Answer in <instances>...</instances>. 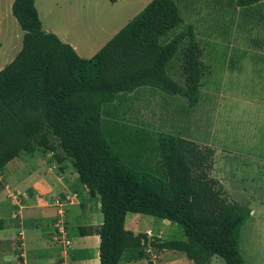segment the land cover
<instances>
[{
	"label": "trees",
	"instance_id": "1",
	"mask_svg": "<svg viewBox=\"0 0 264 264\" xmlns=\"http://www.w3.org/2000/svg\"><path fill=\"white\" fill-rule=\"evenodd\" d=\"M260 1L235 2L243 7ZM11 10L23 39L0 69V170L33 143L59 164L70 160L79 181L100 201L101 224L78 227L80 235L99 236V264H119L126 249L146 244L183 252L195 264H209L213 256L246 264L239 235L251 209L210 174L213 147L159 134L162 175L156 176L128 166L101 128L102 105L143 86L183 96L189 106L199 101L203 66L192 26L165 40L183 23L175 0H149L90 58L43 29L35 0H14ZM181 45L183 84L167 72ZM127 213L176 222L186 238L148 240L146 233L124 228Z\"/></svg>",
	"mask_w": 264,
	"mask_h": 264
},
{
	"label": "rangeland",
	"instance_id": "2",
	"mask_svg": "<svg viewBox=\"0 0 264 264\" xmlns=\"http://www.w3.org/2000/svg\"><path fill=\"white\" fill-rule=\"evenodd\" d=\"M235 1L175 0L183 23L165 40L187 25L192 26L203 66L197 104L189 106L183 96L143 86L132 92L120 93L113 101L104 103L101 128L128 166L156 176L162 175L159 134L180 136L213 147L214 164L210 174L222 183L232 199L243 205L251 203L256 212L241 227L240 253L246 264H264V207L256 202L264 200V186L256 188L260 183L256 181L253 187L248 185L249 179H255L261 170L264 173V166H261L264 164V0L243 7L237 6ZM11 2L1 0L0 4V22L6 16L9 26L0 33V69L22 47V30L11 13ZM148 2L122 0L115 4L109 15L117 17V23H112L107 30L100 28L99 16L95 17L92 11L87 12L81 7V0H35V5L45 31L60 33L61 36L67 33L79 46L81 57L90 58L107 38L120 30ZM183 50L184 45H181L167 66L168 74L181 84L184 82ZM24 160L28 162L22 163ZM74 171L70 160L59 164L50 152L35 143L0 170V204L7 207L10 226L21 220L17 213L19 206L13 204L12 199L15 197L18 201L22 196L14 188L7 190L4 186L8 175L9 183L20 188L36 187L39 197L51 199L49 207L54 210L53 219L48 220L53 229L51 239L46 233L50 230L46 228V222L40 223L38 230L44 234L42 243L30 230L24 235L27 250L37 251L38 246L39 251L42 250L43 264H95L93 255L84 254L91 252V246L85 244L97 241V237L93 234L81 236L78 227L100 225L102 213L98 200L87 194ZM54 174L59 177L65 174L69 179V192L56 197L49 183ZM5 212L6 208L1 209L0 216ZM23 221L24 227L38 223L29 219ZM124 228L134 234L146 233L148 240L152 237L185 239L180 224L142 213H127ZM65 240L70 241L68 247L64 245ZM21 242L20 234L12 239H0V257H6L0 264H18L16 261H21V249L18 247ZM133 250L130 254L131 249H126L119 264L132 261L131 264H195L182 252L162 251L149 244ZM209 264L225 263L220 257L213 256Z\"/></svg>",
	"mask_w": 264,
	"mask_h": 264
},
{
	"label": "crops",
	"instance_id": "3",
	"mask_svg": "<svg viewBox=\"0 0 264 264\" xmlns=\"http://www.w3.org/2000/svg\"><path fill=\"white\" fill-rule=\"evenodd\" d=\"M13 1L14 0H12V2L10 4L11 7H12ZM121 1L122 0H117L114 3H111L108 0H81V7L87 12L88 11H92V13L95 15V17L99 16V22L98 23L101 24L100 28L101 29L104 28V30H107V28L110 27L112 25V23H117V20H116L117 17L109 15V11L112 10V8H113V6H115V4H117L118 2H121ZM71 3L72 2H70L69 4H71ZM0 4H1V0H0ZM0 7H1V5H0ZM11 13H12V10H11ZM6 18H7L6 16L1 18L0 33L5 32L7 30V27H9L8 24L6 23ZM115 33L116 32H114L105 41L107 42ZM56 35L62 41L66 42V43H69L75 49V51L78 53V55L82 56L81 52H79L80 51L79 50V46L71 38L68 37L67 33L66 34L62 33V36H61L60 33L59 34L56 33ZM22 39H23V31H22ZM1 47H2V39H0V48ZM1 57H2V54L0 52V59H1ZM30 158H32V157H30ZM14 159H12V160H14ZM254 160H258V159H254ZM11 161H9V162H11ZM261 161H263V160H261ZM25 162H28V161H25V160L22 161V163H25ZM261 166H264V164H262ZM74 174H75V176L77 178L78 174H77L76 171H74ZM255 176H256L255 179H249L248 180V185L253 187V185L255 184V181H256L257 183L260 182L259 185L256 188H262L264 186V173H263V170H261V172L257 173V175H255ZM9 178H10V175H8L7 182L4 185L6 187V189L8 190V189H13L14 188L16 190V192L21 194V196H22V199L18 200V201H17V199H15V197H13L14 199H12L13 204H17V206H19V209L17 210V213L20 214L19 218L21 220L18 221L17 225L10 226L8 224V222H7V216L9 214L8 210H7V207L5 206L4 203L0 204V210L3 209V208H6V212L2 216H0V218L5 220V227L0 230V239L1 240L2 239H12L13 236H16L17 234H20L21 238H22V242H21L20 246H18V247L21 249V251H20L21 252V261H16V262L18 264H39V263L43 264L42 263V253H43L42 250L39 251V248H40L39 246L37 247V251H31L30 252L29 250H27L26 249V243L24 241V235H25L26 231L30 230V232L35 233V235H36L35 238L38 239L40 241V243H42L44 234L43 233H41V234L38 233V230H39V228H41L40 227V225H41L40 223H45L46 222V226H47L46 228L50 229L49 231H46V233L50 236V239H51V236H53V229H52L51 224L48 225V220L53 219V216H54L53 208L49 207L51 205L50 204L51 199L50 200H45V199H43V197H39V194H38V192L36 190V187L34 188L32 186H26L25 188L24 187L20 188L19 185H15V184L13 185V184L9 183ZM0 179H1V182H2V178L1 177H0ZM49 183H50V189L56 193L55 194L56 197L60 196L61 194H63L66 191L69 192V190L71 189L70 185H69V179L65 176V174L63 176H61V177H59L58 175L54 174V176L51 177ZM84 188H85V186H84ZM86 192H87V194H89L87 189H86ZM91 197H93V196H91ZM93 198H96L98 200L99 207H100L99 199L97 197H93ZM256 202H258L260 204V207H264V200L261 199V200H258ZM248 205H249V207L251 209V213H250V216H249V217H251V216L255 215L256 212H255L254 208L252 207L251 203H248ZM72 217L74 218L73 215H72ZM25 219H29L32 222H38V223L35 226H32V227H24V225H23L24 221L23 220H25ZM166 222H170V221L166 220ZM18 225H21V226H18ZM81 236L86 237L87 235H81ZM92 236L97 237V241L85 244L87 246L88 245L91 246L90 247L91 252L87 253V254H84V255H93L95 257V261H94L95 264H99V250H98L99 236L97 234H93ZM36 242H37V245H38V241H36ZM50 244H51V246H54L53 242H51V241H50ZM129 249H131L130 254H132V252H134L133 248H129ZM129 249H127V250H129ZM56 254L57 253H55V255ZM2 258H6V257L5 256L0 257V261L2 260ZM212 258H211V260H212ZM53 259L54 258L51 259V262H53ZM145 260H146L145 263H147V259H145ZM132 262H129L128 264H131Z\"/></svg>",
	"mask_w": 264,
	"mask_h": 264
},
{
	"label": "built area",
	"instance_id": "4",
	"mask_svg": "<svg viewBox=\"0 0 264 264\" xmlns=\"http://www.w3.org/2000/svg\"><path fill=\"white\" fill-rule=\"evenodd\" d=\"M64 245H65L66 247H68V246L70 245V241H69V240H65V241H64Z\"/></svg>",
	"mask_w": 264,
	"mask_h": 264
}]
</instances>
